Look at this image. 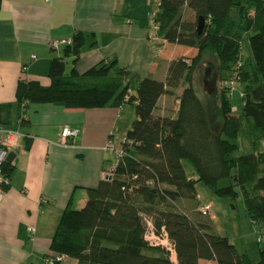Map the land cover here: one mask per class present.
I'll return each instance as SVG.
<instances>
[{
  "label": "trees",
  "instance_id": "1",
  "mask_svg": "<svg viewBox=\"0 0 264 264\" xmlns=\"http://www.w3.org/2000/svg\"><path fill=\"white\" fill-rule=\"evenodd\" d=\"M158 1L159 35L196 50L177 54L166 80L143 77L123 67L117 57L103 59L85 72L76 66L67 71L66 58L73 56L76 64L85 43V34L77 32L73 43L65 46L64 56L52 60L48 84L19 80L16 103L0 104V123H11L14 106L21 114L30 103L85 109L135 106L137 119L127 132L132 141L127 155L111 178L87 188L82 208L70 201L52 238L54 252L75 258L78 264H253L228 236L213 232L211 221L192 216L179 203L195 199L199 183L204 182L217 195H242L248 214L261 222L264 231V149L237 155L246 122L253 131L252 142L264 138V0ZM186 8L194 19L185 17ZM201 16L206 22L200 33ZM245 34L251 35L255 65L250 68L247 61L242 72L243 112L234 113L223 85L214 104L218 120L214 122L195 86V72L205 55L213 52L225 81L235 69ZM181 85L177 115H157L161 97ZM186 159L193 163L195 174L187 171ZM15 169L3 165L9 178ZM149 217L159 232L166 227L177 263L169 251L145 239ZM259 264H264V244Z\"/></svg>",
  "mask_w": 264,
  "mask_h": 264
},
{
  "label": "crops",
  "instance_id": "2",
  "mask_svg": "<svg viewBox=\"0 0 264 264\" xmlns=\"http://www.w3.org/2000/svg\"><path fill=\"white\" fill-rule=\"evenodd\" d=\"M151 13V0H2L0 104L16 103L21 79L48 84L50 64L64 56L66 46L55 48L53 41L73 38L77 32L85 34V43L76 64L73 56L66 58L67 71L76 66L85 72L103 59L117 57L123 67L143 77L166 80L175 56L196 50L167 46L163 37L152 39ZM183 89L181 85L173 94H164L156 114L175 117ZM128 104L85 109L30 103L21 114L14 106L8 125L29 136L6 160L16 169L7 192L0 195V264H47L63 211L71 200L76 208L86 204L87 188L97 186L108 170L104 146L121 122H131L135 115L127 133L137 119L134 105L125 111ZM67 125L79 134L64 145L61 134ZM86 157L90 163L82 161Z\"/></svg>",
  "mask_w": 264,
  "mask_h": 264
},
{
  "label": "rangeland",
  "instance_id": "3",
  "mask_svg": "<svg viewBox=\"0 0 264 264\" xmlns=\"http://www.w3.org/2000/svg\"><path fill=\"white\" fill-rule=\"evenodd\" d=\"M151 4L152 12L154 13L158 9V1L151 0ZM184 14L186 18L194 19V13L191 11V9L186 8ZM151 20L152 31L154 32V19ZM250 36V34H245L241 42V51L239 52V55L236 61L234 62L235 65L236 62L241 59L244 63L240 70V78H242V72L245 70L247 61H249L250 68H253L255 65ZM159 38H161V36ZM165 43L167 46L172 45V42L167 40ZM208 68L211 69L209 79H212L216 85V89L212 93H208L205 82L206 71L208 70ZM221 74L222 72L220 68V60L217 55L213 52H208L205 55L202 63L198 66L195 72V86L200 96L203 97L204 100L207 102L214 122L218 121L216 116L217 111L215 110L214 104H217L219 102V96L223 85H225V87L230 93V101L232 103L234 113L237 115H240L243 112V96H245L246 94L245 83L241 79H239V81H236L233 89L230 91L229 82L233 77L232 70L230 72L229 77L225 81L221 80ZM175 103L178 104L176 100ZM132 106V104H128L125 111L133 108ZM134 116L135 115L133 114L131 122L120 123V128L115 130V135L113 136V138L121 137L123 133H126L125 129H127L126 127H130ZM252 132L253 131L251 129V126L246 122L245 130L241 132V135L238 139L240 143V149L238 150L237 155H242L250 152H261L264 149V138L258 140L257 142H252ZM80 157L83 158V156ZM114 160L115 155L112 152H109L106 156L105 167L109 169V167L113 164ZM82 161L90 163L91 159L89 157H86ZM185 165L189 174H195L193 163L189 161V159L185 160ZM198 193L200 194V198L196 197L195 199L185 200L184 205L182 203H179V206L185 211H188L194 217L203 218L211 221V223L213 224L214 233L228 236L231 239V242H233L237 246L240 252L248 254L250 259L253 261V264H259L260 249L264 244V231H262L261 222L253 221L250 215L248 214L243 196L239 195L236 198H232L230 196L217 195L213 188H211L204 182L199 183ZM206 203L210 204L212 209L210 215L204 216L199 210L200 206ZM260 237L263 238L262 241H259ZM173 258L174 257H172V259ZM174 261L175 263H177L176 259ZM73 262V258H68L65 261L66 264H72Z\"/></svg>",
  "mask_w": 264,
  "mask_h": 264
},
{
  "label": "built area",
  "instance_id": "4",
  "mask_svg": "<svg viewBox=\"0 0 264 264\" xmlns=\"http://www.w3.org/2000/svg\"><path fill=\"white\" fill-rule=\"evenodd\" d=\"M158 1V0H157ZM159 5V1H158ZM157 12H152V19H154L155 23V31L151 34V38L154 40L159 39L160 35L158 33L159 26L155 21ZM73 43V38L68 39H59L53 41L52 45L55 48H58L61 45H68ZM33 58H36V55H33ZM243 61L239 59L235 64V69L232 71L233 77L229 82L230 91L233 89L236 81L241 79L240 70L243 66ZM24 70H27V66H24ZM79 134V130L77 128H72L70 126H65L62 130L61 140L64 145H69L71 140H73ZM29 136L25 132H23L20 128H14L9 126L8 124L0 123V195L4 196L7 192L11 181L10 178L7 177L3 171V165L8 158V154L11 150H14L20 146L21 140L25 137ZM132 145L131 139L128 137L127 133L118 138L109 139L104 149L108 152L115 153V160L111 167L106 170L104 173L105 178H111L118 165L123 161L124 157L127 155V149ZM264 148V145H263ZM200 198V195H198ZM211 205L206 203L200 206V211L202 215L207 216L211 214ZM147 222V230L145 234V239L154 246H161L165 248L167 251L171 253V256L174 257L176 255V249L173 241L170 239L169 233L165 226L162 227L159 232L156 228L155 222L152 218H146ZM32 233H35V228L33 226L29 227ZM263 238L260 237L259 241H262ZM68 258L66 254H59L50 250L46 255L47 264H57L59 261H65Z\"/></svg>",
  "mask_w": 264,
  "mask_h": 264
},
{
  "label": "water",
  "instance_id": "5",
  "mask_svg": "<svg viewBox=\"0 0 264 264\" xmlns=\"http://www.w3.org/2000/svg\"><path fill=\"white\" fill-rule=\"evenodd\" d=\"M205 22H206L205 17L201 16L200 20H199V25H198V30L200 33L204 30ZM210 73H211V69L208 68V70L206 71V76H205V82H206V87H207L208 93H212L216 89V85H215L214 81L212 79H209Z\"/></svg>",
  "mask_w": 264,
  "mask_h": 264
},
{
  "label": "bare ground",
  "instance_id": "6",
  "mask_svg": "<svg viewBox=\"0 0 264 264\" xmlns=\"http://www.w3.org/2000/svg\"><path fill=\"white\" fill-rule=\"evenodd\" d=\"M174 260L176 259L177 260V256H174V258H173Z\"/></svg>",
  "mask_w": 264,
  "mask_h": 264
}]
</instances>
